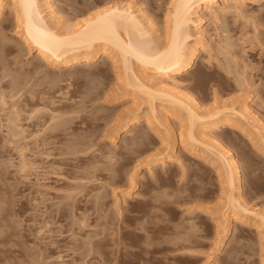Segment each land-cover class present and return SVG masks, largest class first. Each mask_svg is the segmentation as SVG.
I'll return each instance as SVG.
<instances>
[{
  "label": "rangeland",
  "instance_id": "374dc122",
  "mask_svg": "<svg viewBox=\"0 0 264 264\" xmlns=\"http://www.w3.org/2000/svg\"><path fill=\"white\" fill-rule=\"evenodd\" d=\"M52 1L69 24L91 0ZM170 1L114 0L154 19L153 35ZM197 11L189 32L205 46L188 73L166 79L204 112L246 100L264 124V0H215ZM122 74L109 57L46 63L28 50L11 7L0 8V264H194L182 254L201 260L222 246L219 163L181 142L177 118V135L167 136L150 107L184 112L158 97L149 104ZM134 115L139 123L122 130ZM232 120L212 134L240 164L242 202L264 213V147ZM164 142L175 145L173 159L147 170L169 152ZM256 225L234 222L215 264H262Z\"/></svg>",
  "mask_w": 264,
  "mask_h": 264
},
{
  "label": "bare ground",
  "instance_id": "6f19581e",
  "mask_svg": "<svg viewBox=\"0 0 264 264\" xmlns=\"http://www.w3.org/2000/svg\"><path fill=\"white\" fill-rule=\"evenodd\" d=\"M110 1H88L84 7L78 8L77 19L69 24L61 16L57 17L58 12L53 8L52 0H0V8L4 5L11 7L15 26L28 50H35L37 56L46 63L62 67L109 57L115 64H120L126 85L144 93L151 101L149 104L158 97L166 102L165 105L176 104L184 112L185 119L167 110H157L152 105L150 120L173 138L177 135L178 128L174 123L177 118L181 142L187 144L183 142L187 140L192 152L197 147L201 148L199 158L205 159L210 155L219 163V177L226 195L221 218V240L215 244L216 248L230 234L236 221L251 219L264 234V213L247 208L241 200L240 164L234 152L212 134L221 126H235L232 119H236L248 127L247 131L254 143L264 147V124L246 100H242L237 108L231 105L204 112L196 98L179 92L176 84L166 79L191 70L198 53L205 46V40L201 34L192 36L189 24L200 5L208 7L215 0H171L164 17V29L155 35L149 28L153 26L154 19L146 12L141 11L139 15L140 9L133 10L129 5ZM156 77L165 79L158 81L155 87L151 86L153 89L150 85L154 84ZM139 121V116L134 115L123 121L121 128L126 130L130 125L135 127ZM164 145L169 148V152L159 157L156 163L150 162L147 170H151L155 164L173 159L175 145L166 142ZM220 225L217 221V228ZM261 258L264 264V254Z\"/></svg>",
  "mask_w": 264,
  "mask_h": 264
},
{
  "label": "crops",
  "instance_id": "0c3cea01",
  "mask_svg": "<svg viewBox=\"0 0 264 264\" xmlns=\"http://www.w3.org/2000/svg\"><path fill=\"white\" fill-rule=\"evenodd\" d=\"M183 215L185 217L184 212H182L181 216ZM227 244H228V237L224 239L222 246L218 250H216L214 254L207 253L204 255V257H201L202 258L201 260H200L199 255H188V254H182V255H184L185 259L188 260L190 263L193 262L194 264H208L209 262H213L212 264H215L217 261L220 262V260L222 259L225 253ZM169 263L170 262H166V264H169Z\"/></svg>",
  "mask_w": 264,
  "mask_h": 264
}]
</instances>
